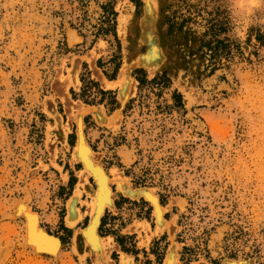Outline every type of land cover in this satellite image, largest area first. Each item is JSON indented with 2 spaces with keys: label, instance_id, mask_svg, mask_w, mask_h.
Segmentation results:
<instances>
[{
  "label": "rangeland",
  "instance_id": "obj_1",
  "mask_svg": "<svg viewBox=\"0 0 264 264\" xmlns=\"http://www.w3.org/2000/svg\"><path fill=\"white\" fill-rule=\"evenodd\" d=\"M156 1L166 59L153 77L134 70L136 89L123 107L121 129L99 131L101 148L86 142L104 169L118 166L134 186L153 188L162 205L176 202L180 264H264V0ZM143 5L0 0V264H80L64 221L82 169L71 163L77 136L72 129L66 149L57 143L53 164L46 146L53 120L45 102L74 53L104 40L114 51L107 54L114 77L129 54L145 52L138 24ZM121 14L131 15L126 41L118 34ZM70 32L84 44L71 43ZM82 81L71 99L118 107L115 95L84 75ZM53 100L67 122L62 100ZM126 204V216L103 219L102 235L150 213L144 202ZM31 214L44 236L60 242L57 257L28 245ZM167 245L159 246L156 264H163Z\"/></svg>",
  "mask_w": 264,
  "mask_h": 264
},
{
  "label": "crops",
  "instance_id": "obj_2",
  "mask_svg": "<svg viewBox=\"0 0 264 264\" xmlns=\"http://www.w3.org/2000/svg\"><path fill=\"white\" fill-rule=\"evenodd\" d=\"M73 39H74L75 45H78L80 43L84 44L83 43L84 39L77 34L74 35ZM109 51H110V56L109 55L108 56L113 57L114 51L112 50L110 45H108V43H106L104 40H100L94 46L88 48L86 51L82 53H74L72 58L69 60V68H68V69L72 68L74 66L73 65L74 62L76 63L75 67H77L76 69L77 70V73H76L77 74V88L76 86H73V85L69 86L70 92L76 91L77 93H80L82 91L83 85H84L82 81V76L84 75L88 81H91L93 84H96L101 91L108 93V94L115 95L116 105L118 107L113 109L112 111L109 109V106L107 104L92 105V104H89L83 101V99H80V98L76 100L72 99V104L70 106L71 111L69 114L71 116V119H69L68 114L65 111V117L67 121L69 120L70 122V129L68 131V139H69V135L71 134L72 129L75 130L76 136L78 137L77 134L79 132L81 121L78 122L79 124H77L76 120L78 117L79 118L82 117V114L85 112L84 116L82 117V124H81V125H84L83 134L85 138H88L92 143H97L100 148L102 147V144L98 143L99 142V131L101 130L117 131V130H120L121 127L124 125L125 117H124V114H122L123 107L127 105V103H129L130 100L132 99L133 97L132 95L134 93L133 88H135V83H136V81L133 80L134 77L132 75L134 71L131 72L130 79H129L128 74H127L128 70L127 69L125 70L126 67H131L133 65V62L135 63L134 61L135 59H132L131 55L129 54L125 65L120 67L119 71L117 72V75L112 77L109 72L111 70L110 69L111 64L108 63L110 58L107 57V54H109ZM101 61H106L107 63L106 66L99 67L98 63ZM64 75L67 76L68 74L64 73ZM125 75H127L126 77L127 79H129L128 80L129 82L131 81V83L130 85L129 83L127 84V92L130 93V96L128 97L129 99L126 100V102L123 104V102L119 100L118 93L120 92L121 83L123 79L124 78L126 79ZM54 103H57V101L54 100ZM101 113L104 115L105 118L102 117ZM114 115L116 117V120L113 123L111 121L115 119V117H113ZM62 120H63V123L66 122L64 117H62ZM99 121L102 122L103 125L102 123L101 124L98 123ZM104 122H105V125H104ZM88 124H90L91 128H89ZM103 153L105 154V152ZM71 161H72V154H71ZM73 165L76 166V165H82V164L77 161H74ZM81 171L82 169L79 172H77L76 174L77 183L74 186L73 190L71 191V194L69 195V198L66 201V212H65L64 221H66V216L68 214L67 211L69 210V205L67 208V203L70 204L69 201L75 198L74 193H76L77 184L79 182V173ZM105 172H106V176L108 177V180L113 181L116 178H120V182H118L117 184L113 182L110 183V189L112 192V195H111L112 205L111 207L105 208L104 213L100 219L98 229H97L98 239L101 240L100 242L101 244L100 246L98 244V246L93 248L92 246H88L86 242L84 243L83 251H82L85 255L84 264H97V262L98 264H124V263L125 264H129V263L130 264H156V254L158 253L159 246L162 244V242L164 240H167L168 242V245L165 251V257H166L169 247L171 246L170 225L174 224L175 227L177 228V232H175L176 238L180 233V230H179L180 227H178L179 218L172 215V211L174 210L173 205H175L176 202H173L172 204L162 205V206L160 205L161 206L160 208L164 209L165 211L162 217V222L168 225L164 228V230H159L160 228H158V223H157L158 221L153 212L155 211V208H152L145 201L144 198H140L139 200L135 201V200H132L130 197L125 196L122 192L119 191V189L117 191V188L119 187V185H121V182L125 184V187H127V190L130 193H133L135 195H138L139 191L153 190V188L134 186L131 180L125 175L123 170L119 168L118 166L114 165L109 168H106ZM111 172H113V174ZM91 181L93 182V184L91 183ZM89 185L94 193L98 190V186L96 185V183L94 182V179L91 176L89 177ZM79 191H83L82 196H81V202L80 204L79 203L78 204L74 203V204L80 210L81 220L80 222H77L76 223L77 226L74 225V227H67V224L65 222V226L68 229L73 230V235H72L71 244H70V250L72 253H73L72 249L74 246V236L76 235V233H80L82 235L84 230H86V228L88 227L90 223L89 221L90 216L86 212L88 203H89V200H88L89 195L82 188L79 189ZM154 194L159 197L157 193H154ZM86 198H87V206L84 207L83 202ZM138 202H144L147 204L148 209L150 210V213L148 216H142V217L133 219L130 222H128L124 227L120 228L119 230L113 229L115 230L114 232L112 231L111 233L104 234V235L101 234L100 228L102 226L103 219L107 215H111L114 217L126 216L127 213L129 212L128 207H127L128 205L126 203H138ZM160 203L161 201L159 200L158 204ZM85 220H87V227L85 226L79 229L78 228L79 225L82 224ZM176 238L174 242L180 245L179 242L176 241ZM181 250L182 248H180L179 254ZM73 255L77 257V259L80 262V258L78 257V255H76L75 253H73Z\"/></svg>",
  "mask_w": 264,
  "mask_h": 264
},
{
  "label": "bare ground",
  "instance_id": "obj_3",
  "mask_svg": "<svg viewBox=\"0 0 264 264\" xmlns=\"http://www.w3.org/2000/svg\"><path fill=\"white\" fill-rule=\"evenodd\" d=\"M157 11H158V4H157L156 0H144L143 12H142V15L140 16L139 23H138L140 30H141L139 42H140V44L146 45L147 49L145 52H143L142 54H140V55L136 56V58H134L135 63L133 62V65L132 66L130 65L131 67L125 68V70L126 69L128 70L127 74H128L129 79H130L131 72L136 70L138 67L144 69L147 72L149 77H153L159 71V69H161V67H162V65L166 59L164 49L160 43L158 30L156 28ZM130 18H131V15H129V14H121L119 17V20H118V34L123 39V41H126V39H127V34H128L127 29H128V22H129ZM68 35L70 38L69 39L70 42L73 43L74 42V39H73L74 33L70 32V34H68ZM124 48H126V47H124ZM73 65L74 66L72 68L68 69V71L66 72L68 74L67 76H65L64 73H61V72L58 73V75L55 79V82H54L53 98L49 97V98H47V100L45 102L46 113L48 115H50V117L52 118V120L54 122L53 126L51 125V126L47 127V132H46V135H47L46 146H47L48 152H50V154H51V162L53 164L55 162V157H56V152H57V150H56L57 143L58 142L62 143L63 148H65V149L68 146V131L70 129L69 120L67 122L63 123V120H62L63 116L57 110L53 99L58 97L62 100V104L65 107V111L67 112L69 119H71V116L69 114L71 111L70 106L72 104V99L70 97L71 94L69 91L70 90L69 86L73 85V86H76V88H77V74H76L77 73V70H76L77 67H75L76 63L74 62ZM126 76L127 75H125V77ZM129 79H127V77H126V79L125 78L123 79V81L121 83L120 92L118 93L119 94V100L122 101L123 104L126 102V100L129 99L128 97L130 96V93L127 92V84L129 83V85H130V83H131V81L130 82L128 81ZM133 80H135V79H133ZM135 88H133L134 93H135ZM134 93L132 96H134ZM192 103H193L192 98L188 97V106L192 105ZM100 112H101V110H100ZM84 113L82 114V117L84 116ZM82 117L77 118V120H76L77 124H79L78 122H80V121H81L80 123L82 124ZM102 117L105 118L103 114H102ZM113 117H115V115ZM115 120H116V117L111 122L114 123ZM100 121L98 123L101 124L102 122H100ZM81 124H80V128H79V132L77 134L78 135L77 144H76V146L72 152V161L71 162H72V164L74 161L81 163L82 164V171L79 173V182L77 184L76 193H74L76 199L74 198L73 200H70L69 201L70 204L67 203V208L69 205V210L67 211L68 214L66 216L65 222L67 224V227H74V225H76L77 222H80V220H81L80 210L75 206V204H78V203L80 204V202H81V196H82L83 191H79V189L82 188L89 195L88 196L89 203H88V207H87L86 212L90 216V220H89L90 223H89L88 227L86 225L87 228H86V230H84L82 235L80 233H76V235L74 236V246H73L72 251H73V253L78 255V257L80 258V264H84L85 255L82 252L84 243L86 242L88 246H92L93 248L98 246V244L100 246L101 240L98 239L97 229H98L100 219L104 213L105 208L111 207V205H112V200H111L112 199V196H111L112 192L110 189V183L113 182V183L117 184L118 182H120V178H116V179L114 178L115 180H113V181L108 180V177L106 176L105 169L101 166V164L98 163V161L100 160V155L93 152L91 147H89V145L87 144L86 138L83 134V126L84 125H81ZM102 125H103V123H102ZM104 125H105V122H104ZM53 164H51V165H53ZM56 167H58V166H56ZM59 170H61V169H59ZM111 173L113 174V172H111ZM90 176L94 179V182L98 186V190L95 193L93 192V190L91 189V187L89 185V177ZM64 179L65 180L67 179L66 174L64 176ZM118 189L125 196L130 197L132 200L137 201L140 198H144L145 201L152 208H155V211H153V212H154V215L158 221L157 223H158V228H160L159 230H164V228L168 225V224L166 225L165 223L162 222V217H163L165 211H164V209L160 208L162 206V204L161 203L158 204V201L160 199L158 196H156L154 194V193H156L154 189L153 190L139 191L138 192L139 194L135 195L133 193H130L127 190V187H125V184L123 182H121V185H119V187L117 188V191H118ZM28 196H26V197L28 198ZM24 199H25V197H24ZM27 202H29V201H27ZM179 203L181 205V201ZM21 204L23 206V203H20V205ZM86 206H87V203H86ZM26 209H29V208H26ZM26 209L24 211L25 212L28 211V213H29L30 210H26ZM18 212H20V211H18ZM27 214H25V215H27ZM34 215H36V214H34ZM34 215L31 214L30 218L28 217V219L25 216V218L28 220V222L26 221L27 222L26 223V226H27V228H26L27 238L26 239H28V240H26V239L25 240L28 241L27 242L28 245H32L34 247V250L36 251L37 254H47L50 256L57 257L59 252H60V248H61L60 242L57 239H53L52 237H48L46 235L44 236L43 233H41V230L37 229L36 225H37V219L38 218H36V216H34ZM14 217L10 216V218H14ZM39 224H40V222H39ZM175 232H177V228L175 227L174 224H171L170 225L171 246L168 249V252L166 254V257L164 259L163 264H180L179 251H180V248H182V247L180 245H178L176 242H174V240L176 238ZM215 243H216V241H215ZM87 245H85V246H87ZM100 250H101V248H100ZM93 251H95V250H93ZM96 251H98V250H96ZM78 263H79V261H78ZM239 263H240V261H239ZM239 263H238V261L234 262V260H233V261H230L228 264H239ZM97 264H98V262H97ZM192 264H207V263H206V261L205 262L200 261V262H196V263H192Z\"/></svg>",
  "mask_w": 264,
  "mask_h": 264
}]
</instances>
